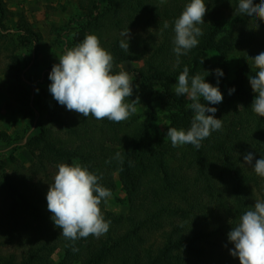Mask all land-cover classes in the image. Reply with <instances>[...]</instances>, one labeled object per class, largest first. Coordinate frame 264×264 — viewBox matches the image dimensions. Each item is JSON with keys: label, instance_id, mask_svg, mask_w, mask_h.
<instances>
[{"label": "trees", "instance_id": "1", "mask_svg": "<svg viewBox=\"0 0 264 264\" xmlns=\"http://www.w3.org/2000/svg\"><path fill=\"white\" fill-rule=\"evenodd\" d=\"M188 2L74 0L75 16L54 32L55 42L65 49L87 34L96 35L114 57V73L121 71L120 65L143 62L141 68L127 72L134 78L129 100L139 97L137 111L139 107L152 111L154 104H160L169 127L178 130L190 127L193 113L187 107L191 101L175 94L176 78L185 66L190 77L209 72L205 81L219 87L223 101L207 106L217 108L215 117L223 127L203 140L199 150L192 145L173 147L165 135H155L138 112L120 123L96 120L68 111L51 97L43 114L38 106L42 89L36 88L32 95L23 82L30 62L34 60L37 67L43 37L24 15L17 17L11 33L5 23L14 14L0 0V47H4L0 66L9 81L7 93L28 125L35 119V109L46 114L47 121L36 122L26 139L32 164L25 169L9 156L15 168L8 176L0 170V264H239L229 254L233 245L227 233L257 199L264 200V180L242 164L248 152L255 159L264 158V118L251 111L254 93L248 80L256 71L249 57L264 51V23L257 21V29L252 18L237 15L238 0H205L208 10L205 23L199 25L203 31L199 44L176 65L172 24ZM165 21L168 29L163 28ZM126 28L129 53L119 46ZM23 49L29 53L18 52ZM235 52L240 66L229 81L227 60ZM210 53L222 61L211 63ZM217 68L222 77L214 75ZM230 88L235 89L231 95ZM0 142L15 145L2 132ZM117 152L122 164L114 159ZM60 163L88 166L102 176L101 185L111 193L117 175L128 210L120 215L102 211L111 223L100 238L90 235L73 244L54 226L46 193ZM56 252L63 256L58 263L52 258Z\"/></svg>", "mask_w": 264, "mask_h": 264}, {"label": "clouds", "instance_id": "2", "mask_svg": "<svg viewBox=\"0 0 264 264\" xmlns=\"http://www.w3.org/2000/svg\"><path fill=\"white\" fill-rule=\"evenodd\" d=\"M164 2L166 0H161V3ZM207 10L205 0H190L174 20L172 43L176 65L180 64L181 56L198 46V38L203 35L199 25L205 23ZM235 13L252 18L258 29L259 24L256 22L264 23V0L258 3H254V0H238ZM169 26V22L165 21L163 28L168 29ZM120 35L123 38L119 46L129 53L130 30L126 28ZM249 59L256 70L248 76L254 93L250 108L258 117L264 118V51ZM58 61L48 74V91L68 111L85 118L92 116L96 120L107 119L114 123L126 121L137 112L139 97L129 100L133 94V76L125 71L113 72L114 57L101 46L96 35H85L74 47L66 48ZM212 71L217 78L223 76L219 68ZM206 75L197 73L190 77L189 68L185 66L176 78L175 94L186 96L191 101L187 107L193 116L187 130L168 127L166 136L173 147L192 145L199 150L203 140L213 132L222 130L223 121L215 117L217 108L207 105L222 103L223 94L218 86L205 81ZM228 91L231 95L235 89L230 88ZM114 159L123 163L119 152ZM242 164L264 180V158L255 159L254 153L248 152L243 156ZM57 169L53 182L48 184L46 201L50 218L54 226L60 229V235L73 244L90 235L97 239L105 235L111 222L105 220L100 205L107 202L111 190L101 185L102 176L80 163H60ZM227 240L233 245L229 254L238 258L239 264H264V200L257 199L239 217L227 233ZM72 251L78 249L73 247Z\"/></svg>", "mask_w": 264, "mask_h": 264}, {"label": "rangeland", "instance_id": "3", "mask_svg": "<svg viewBox=\"0 0 264 264\" xmlns=\"http://www.w3.org/2000/svg\"><path fill=\"white\" fill-rule=\"evenodd\" d=\"M6 8L14 14V18L5 23L6 27L11 33L16 28V19L20 15H24L33 28L38 31L43 40L40 45L38 59L35 58L37 67L34 65V60L23 71V82L30 87V91L33 95L36 88L42 89V101L38 104L42 109V113H46V108L51 105L50 98L52 97L48 91V85L50 81L48 74L51 71L52 65L58 63V58L63 54L65 47L57 44L55 28L63 27L70 22L76 14V6L74 0H3ZM168 0H166L167 2ZM157 2L162 5L161 0ZM73 35V32L70 33ZM0 52L4 47H0ZM22 54H28L29 51L23 49L18 51ZM33 59L35 54H32ZM209 61L213 64H218L222 60L215 54H209ZM2 61V54L0 53V62ZM35 63V64H36ZM34 65V66H33ZM229 77L228 80L234 79L235 72L240 66L239 55L237 52L229 56L227 60ZM143 62L126 63L120 65L121 71L128 72L135 68H141ZM3 66H0V132L7 134L11 141L15 142L14 146L6 145L0 142V170L4 175H9L15 168L14 163L9 162V156L16 159L18 165L27 169L33 162V159L29 156L25 144L26 139L34 130L35 124L38 121H42L43 124H47L46 114L41 116L37 109L35 113V119L31 125H28L21 114L20 107L15 100L7 93L9 87L8 79L3 75ZM29 75L31 79L26 77ZM30 104L32 108L33 99L31 98ZM153 110L149 111L147 108L139 107L138 113L141 116V121L150 124L153 133L157 136L165 135L169 127L167 120V112L160 104H154ZM167 138V136H166ZM15 149V150H13ZM58 170H55V174ZM52 173V179L55 175ZM114 181L116 184V190L111 193L107 202L100 205L101 211H108L115 215L126 214L128 205L126 202L125 193L122 191V187L118 181L117 175H114ZM53 260L58 263L62 260L63 256L60 252H56L53 255Z\"/></svg>", "mask_w": 264, "mask_h": 264}]
</instances>
